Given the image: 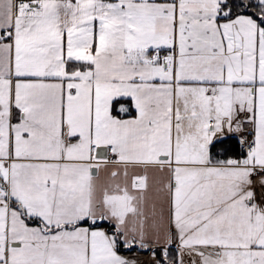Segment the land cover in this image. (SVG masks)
Masks as SVG:
<instances>
[{
	"label": "snow or ice",
	"instance_id": "obj_1",
	"mask_svg": "<svg viewBox=\"0 0 264 264\" xmlns=\"http://www.w3.org/2000/svg\"><path fill=\"white\" fill-rule=\"evenodd\" d=\"M0 264H264V0H0Z\"/></svg>",
	"mask_w": 264,
	"mask_h": 264
}]
</instances>
